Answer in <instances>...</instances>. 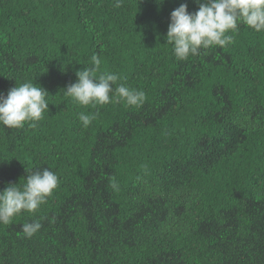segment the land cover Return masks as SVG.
<instances>
[{
	"label": "trees",
	"instance_id": "obj_1",
	"mask_svg": "<svg viewBox=\"0 0 264 264\" xmlns=\"http://www.w3.org/2000/svg\"><path fill=\"white\" fill-rule=\"evenodd\" d=\"M119 3L0 0V94L33 81L49 102L36 127L0 126V191L59 178L0 224V264H264V32L240 24L232 44L178 61L170 14L195 0ZM93 55L143 104H75L65 89Z\"/></svg>",
	"mask_w": 264,
	"mask_h": 264
},
{
	"label": "clouds",
	"instance_id": "obj_2",
	"mask_svg": "<svg viewBox=\"0 0 264 264\" xmlns=\"http://www.w3.org/2000/svg\"><path fill=\"white\" fill-rule=\"evenodd\" d=\"M198 10L188 11L181 4L170 14L166 43L178 61L197 56L201 49L225 48L234 41V35L243 24L257 33L264 32V0H195ZM117 7H120L117 0ZM231 33V34H229ZM92 66L76 72L77 80L68 85L65 94L78 106H102L121 102L126 106H139L145 100L142 90L130 89L125 84L117 85L118 74L101 72V60L91 57ZM112 85H117L112 87ZM114 95H110L113 94ZM48 92L32 82H24L10 88L7 95L0 94V126L21 129L25 125L36 127L49 111ZM95 114L79 113L84 128L89 127ZM59 178L45 168L26 176L20 185L8 184L0 191V224H10L22 212L34 213L46 203L57 188ZM113 188L116 184L113 183ZM42 225L32 221L22 225L25 237L31 238Z\"/></svg>",
	"mask_w": 264,
	"mask_h": 264
}]
</instances>
